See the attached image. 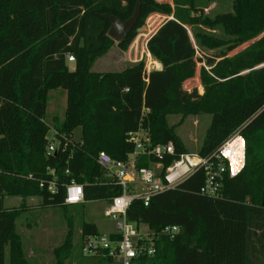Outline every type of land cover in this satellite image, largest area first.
I'll list each match as a JSON object with an SVG mask.
<instances>
[{
	"label": "trees",
	"instance_id": "1",
	"mask_svg": "<svg viewBox=\"0 0 264 264\" xmlns=\"http://www.w3.org/2000/svg\"><path fill=\"white\" fill-rule=\"evenodd\" d=\"M138 4L135 28L116 43L107 15L124 21ZM204 8L196 0H0V264H39L27 257L16 225L29 197L63 209L68 231L53 249L55 264H120L108 254L82 253L85 237L100 234L85 219L84 203H109L122 192L97 163L98 153L126 160L134 149L129 133L140 126L154 144L171 142L177 152H189L168 117L202 113L212 119L196 151L210 155L241 128L245 166L225 177L221 198L199 192L205 179L199 170L148 205L135 199L127 219L138 230L146 227L155 253L131 264H264V0H233L232 11L214 15ZM153 13L171 17L146 43L161 69L151 70L148 80L145 60L122 71L92 70L115 44L126 51ZM197 73L202 93L184 87ZM59 89L67 95L65 116L51 121L50 94ZM52 140L56 151L50 153ZM155 160L144 155L137 165L151 167ZM52 178L55 194L40 185ZM72 180L83 185L84 201L67 205L63 184ZM6 196L21 197L23 204L6 207ZM75 217L81 231L76 242ZM172 224L180 226L174 238L162 233Z\"/></svg>",
	"mask_w": 264,
	"mask_h": 264
},
{
	"label": "built area",
	"instance_id": "2",
	"mask_svg": "<svg viewBox=\"0 0 264 264\" xmlns=\"http://www.w3.org/2000/svg\"><path fill=\"white\" fill-rule=\"evenodd\" d=\"M73 62L74 56L68 54ZM155 64L145 66L146 80ZM129 141L134 144L133 152L126 160H115L107 152L100 151L96 157L97 163L103 167L113 183L121 187V193L113 197L108 203L105 215L116 221L119 239L111 238L109 234H96L86 236L82 246L85 256L99 253L108 254L109 257L120 264H131L134 258L155 253V241L148 231L142 232L135 224L128 221L126 213L135 199L143 200L148 205L151 198L158 193L174 189L187 180L195 172L202 170L205 174L199 192L210 198H221L225 177H235L244 168L246 163L247 143L241 128L233 132L214 152L203 156L197 151L177 152L173 143L154 144L148 129L139 127L129 133ZM55 141H50L48 151H56ZM152 155L156 160L151 167L138 166L141 156ZM172 158L165 166L166 160ZM56 178L40 181L46 184L48 192H58ZM64 186V204L75 205L84 201L83 185L72 180ZM180 232L176 224L166 225L162 233L174 238Z\"/></svg>",
	"mask_w": 264,
	"mask_h": 264
},
{
	"label": "rangeland",
	"instance_id": "3",
	"mask_svg": "<svg viewBox=\"0 0 264 264\" xmlns=\"http://www.w3.org/2000/svg\"><path fill=\"white\" fill-rule=\"evenodd\" d=\"M158 1L172 3V0ZM196 2L200 7H205L204 12L209 15L232 11L233 0H196ZM167 19L169 18L163 14H151L145 21V25L138 30L135 39L126 51L121 50L115 44L104 55L94 61L91 67L92 70L96 72L122 71L132 62L141 60H145L146 65H150L145 53L146 40L148 41L152 32ZM257 39L245 43L235 52L242 50ZM208 53L211 54L212 52ZM70 68H74V61L70 63ZM184 87L187 90L198 88L201 93L203 92L198 75L185 82ZM66 106V92L62 89L53 90L50 94V102L47 110L48 118L51 121L54 116L63 119ZM168 119L171 124H177L176 133L181 137L188 151H196L203 143L207 129L211 123L212 115L202 113L196 116H188L184 119L180 115H170ZM52 133L53 131L50 133L51 136ZM80 137L81 129L76 128L74 130V139L80 140ZM26 203L27 208L17 219L16 225L17 231L23 238L27 257L39 264H55L53 249L64 242L68 231V222L63 214V209L58 206H44L42 199L39 197H29L26 199ZM4 204L6 207H11L12 205L21 206L23 201L21 197L6 196ZM107 207L108 201L106 200L85 202V219L93 222L99 233H116L118 231L116 221L112 217L105 215ZM72 212H75V210L70 211V213ZM73 228L74 240L76 242L81 232L77 217H75ZM140 231L147 232V229L141 226Z\"/></svg>",
	"mask_w": 264,
	"mask_h": 264
},
{
	"label": "water",
	"instance_id": "4",
	"mask_svg": "<svg viewBox=\"0 0 264 264\" xmlns=\"http://www.w3.org/2000/svg\"><path fill=\"white\" fill-rule=\"evenodd\" d=\"M107 17L111 21V26L108 30V35L116 43H120L124 40L126 35L135 28L140 17V4L137 5L132 16L124 21L113 15H107Z\"/></svg>",
	"mask_w": 264,
	"mask_h": 264
},
{
	"label": "crops",
	"instance_id": "5",
	"mask_svg": "<svg viewBox=\"0 0 264 264\" xmlns=\"http://www.w3.org/2000/svg\"><path fill=\"white\" fill-rule=\"evenodd\" d=\"M171 2V1H170ZM167 18H171V17H168L167 16ZM165 21V20H164ZM159 27H157L153 32H152V34L158 29ZM146 43H147V40H146ZM146 43H145V53H146V56H147V58L149 59V62L150 63H154L155 64V68L154 69H161L162 68V65L158 62V61H156V60H154L153 58H152V56H151V54L148 52V50H147V47H146ZM133 63V62H132ZM197 75H198V73H197ZM196 75V76H197ZM193 79V78H192ZM189 80H191V79H189ZM189 80H187V81H189ZM186 81V82H187ZM200 92V91H199ZM201 93V92H200ZM14 205H12L11 207H13ZM143 227H145V226H143ZM146 228V227H145ZM111 234V233H110Z\"/></svg>",
	"mask_w": 264,
	"mask_h": 264
}]
</instances>
